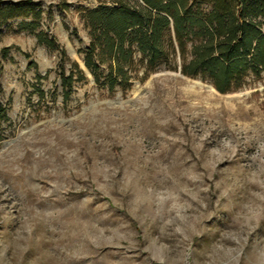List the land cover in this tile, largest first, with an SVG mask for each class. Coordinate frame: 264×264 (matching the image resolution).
Here are the masks:
<instances>
[{"label": "rangeland", "instance_id": "374dc122", "mask_svg": "<svg viewBox=\"0 0 264 264\" xmlns=\"http://www.w3.org/2000/svg\"><path fill=\"white\" fill-rule=\"evenodd\" d=\"M106 1L0 0V264H264V80L136 53L110 90L84 62Z\"/></svg>", "mask_w": 264, "mask_h": 264}, {"label": "trees", "instance_id": "16d2710c", "mask_svg": "<svg viewBox=\"0 0 264 264\" xmlns=\"http://www.w3.org/2000/svg\"><path fill=\"white\" fill-rule=\"evenodd\" d=\"M85 17L92 30L86 68L99 82L107 66L110 90L127 89L136 79V53L145 78L162 64L180 63L184 76L209 82L221 94L264 80V0H110Z\"/></svg>", "mask_w": 264, "mask_h": 264}]
</instances>
